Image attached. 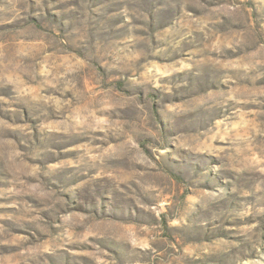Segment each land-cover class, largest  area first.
I'll list each match as a JSON object with an SVG mask.
<instances>
[{
    "label": "rangeland",
    "instance_id": "rangeland-1",
    "mask_svg": "<svg viewBox=\"0 0 264 264\" xmlns=\"http://www.w3.org/2000/svg\"><path fill=\"white\" fill-rule=\"evenodd\" d=\"M0 264H264V0H0Z\"/></svg>",
    "mask_w": 264,
    "mask_h": 264
}]
</instances>
